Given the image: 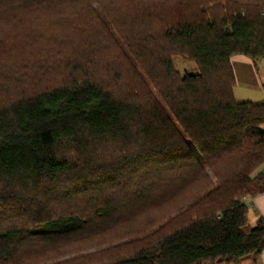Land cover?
Instances as JSON below:
<instances>
[{"label":"trees","instance_id":"1","mask_svg":"<svg viewBox=\"0 0 264 264\" xmlns=\"http://www.w3.org/2000/svg\"><path fill=\"white\" fill-rule=\"evenodd\" d=\"M235 54L264 59V0H0V264L258 254L264 101L235 99Z\"/></svg>","mask_w":264,"mask_h":264},{"label":"crops","instance_id":"2","mask_svg":"<svg viewBox=\"0 0 264 264\" xmlns=\"http://www.w3.org/2000/svg\"><path fill=\"white\" fill-rule=\"evenodd\" d=\"M230 63L235 78L234 97H236V93L264 92V59L253 61L247 56L235 54L231 56ZM256 170L264 175V163L258 166ZM245 202L249 209V226L254 225L258 217L264 219V191L247 197ZM238 264H264V247L256 255L242 257Z\"/></svg>","mask_w":264,"mask_h":264},{"label":"rangeland","instance_id":"3","mask_svg":"<svg viewBox=\"0 0 264 264\" xmlns=\"http://www.w3.org/2000/svg\"><path fill=\"white\" fill-rule=\"evenodd\" d=\"M102 20L106 23V25L108 26L109 30L111 31L112 35L115 37V39L119 40L120 43L121 40H120V37L119 35L117 34V32H115V28H114V25H112L105 17L102 18ZM173 64H174V67L176 68V70H178L181 74H184V73H195L196 72V67L194 65V63H192L191 61L187 60V59H184L180 56H174L173 57ZM56 75L59 77V73H56ZM56 76L54 77H51L50 79L54 80L56 78H58ZM235 99L236 100H250L252 102H259V101H264V92H257V91H252L250 92V94H246V93H236L235 95ZM257 170L255 169L254 172L252 174H257ZM247 226H249V223L247 224ZM248 228V227H247ZM247 228L245 230H247ZM69 244H66V246H68ZM63 248L60 251H62ZM95 248H89L87 250H83V251H79V252H71L69 254H65V255H62V256H58L57 258H53L51 260L48 261V263H51V262H54V261H60V260H63V259H66V258H70V257H73L74 255L76 254H85V253H88V252H92L94 251Z\"/></svg>","mask_w":264,"mask_h":264}]
</instances>
